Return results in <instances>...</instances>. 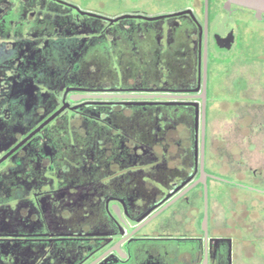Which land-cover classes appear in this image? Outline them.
Segmentation results:
<instances>
[{
	"label": "flooded vegetation",
	"instance_id": "af4514ba",
	"mask_svg": "<svg viewBox=\"0 0 264 264\" xmlns=\"http://www.w3.org/2000/svg\"><path fill=\"white\" fill-rule=\"evenodd\" d=\"M0 264H264V12L0 0Z\"/></svg>",
	"mask_w": 264,
	"mask_h": 264
},
{
	"label": "water",
	"instance_id": "95a60500",
	"mask_svg": "<svg viewBox=\"0 0 264 264\" xmlns=\"http://www.w3.org/2000/svg\"><path fill=\"white\" fill-rule=\"evenodd\" d=\"M227 1L254 10L256 13L264 12V0H227ZM201 147H203V141Z\"/></svg>",
	"mask_w": 264,
	"mask_h": 264
},
{
	"label": "rangeland",
	"instance_id": "374dc122",
	"mask_svg": "<svg viewBox=\"0 0 264 264\" xmlns=\"http://www.w3.org/2000/svg\"><path fill=\"white\" fill-rule=\"evenodd\" d=\"M211 126L212 125H210V128H211ZM224 127H226V126H224ZM216 159L219 161V162H222V168H220V171H225V169H227L226 168V166H227V161H228V158L224 155V156H222V157H220V156H217L216 157ZM223 176L225 177V179H231L232 181H238L239 179L237 178V177H235V176H232V175H228V174H223ZM239 182V181H238ZM225 184H223V186H224ZM235 189V191H237V192H243V190H241V189H239V187H235L234 188Z\"/></svg>",
	"mask_w": 264,
	"mask_h": 264
}]
</instances>
